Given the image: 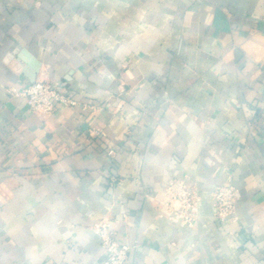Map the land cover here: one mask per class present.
<instances>
[{"label":"crops","instance_id":"crops-1","mask_svg":"<svg viewBox=\"0 0 264 264\" xmlns=\"http://www.w3.org/2000/svg\"><path fill=\"white\" fill-rule=\"evenodd\" d=\"M31 59L77 105L12 95ZM104 218L129 264H264V0H0V264H101Z\"/></svg>","mask_w":264,"mask_h":264},{"label":"built area","instance_id":"built-area-1","mask_svg":"<svg viewBox=\"0 0 264 264\" xmlns=\"http://www.w3.org/2000/svg\"><path fill=\"white\" fill-rule=\"evenodd\" d=\"M12 95H22L26 98L29 109L44 113H53L60 105L75 106L78 99L69 91L46 80H33L22 87H10ZM114 180V176L111 177ZM168 193L180 203L177 214L184 224H190L193 220V211L197 210L200 198L195 191L187 187L183 181L176 186L170 185ZM214 213L220 220L229 223L236 216V205L238 200V187L228 179L217 185L213 191ZM111 220L104 218L95 224V231L101 236L106 256L101 264H129L131 245L118 240L115 230L111 226Z\"/></svg>","mask_w":264,"mask_h":264},{"label":"water","instance_id":"water-1","mask_svg":"<svg viewBox=\"0 0 264 264\" xmlns=\"http://www.w3.org/2000/svg\"><path fill=\"white\" fill-rule=\"evenodd\" d=\"M39 65H40V63L38 61H36L35 59H31L27 65V67H26L27 72H28V70H30L28 72V75H29V78H32V80L36 79L35 75H36V72H37Z\"/></svg>","mask_w":264,"mask_h":264}]
</instances>
